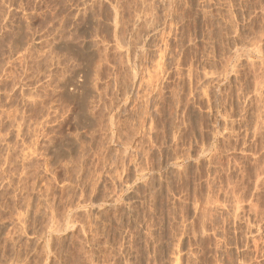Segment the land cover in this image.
I'll use <instances>...</instances> for the list:
<instances>
[{"label":"rangeland","instance_id":"obj_1","mask_svg":"<svg viewBox=\"0 0 264 264\" xmlns=\"http://www.w3.org/2000/svg\"><path fill=\"white\" fill-rule=\"evenodd\" d=\"M0 264H264V0H0Z\"/></svg>","mask_w":264,"mask_h":264},{"label":"bare ground","instance_id":"obj_2","mask_svg":"<svg viewBox=\"0 0 264 264\" xmlns=\"http://www.w3.org/2000/svg\"><path fill=\"white\" fill-rule=\"evenodd\" d=\"M10 14V13H9ZM11 16V15H10ZM4 26V25H3ZM5 28V27H4ZM6 30V29H5ZM8 34V33H7ZM14 40V39H13ZM54 79V78H53ZM6 89V88H5ZM11 90V89H10ZM58 91V90H57Z\"/></svg>","mask_w":264,"mask_h":264}]
</instances>
